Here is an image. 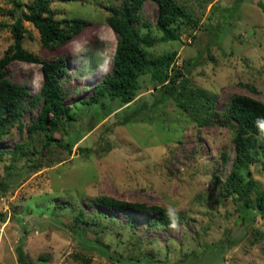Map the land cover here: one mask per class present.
Here are the masks:
<instances>
[{
  "label": "rangeland",
  "instance_id": "rangeland-1",
  "mask_svg": "<svg viewBox=\"0 0 264 264\" xmlns=\"http://www.w3.org/2000/svg\"><path fill=\"white\" fill-rule=\"evenodd\" d=\"M176 2L190 24L176 20L178 38L145 48L147 56L174 52L168 73L177 81L187 77L188 88L202 90L218 113L237 94L264 105V18L256 5L264 0ZM119 3L48 0L55 18L89 21L51 48L41 47L35 28L22 21L26 50L37 59H64L59 82L73 120L53 131L63 148H43L41 133L26 132L39 104L25 108L0 134V264H20L18 249L28 264H145L146 257L175 264L185 254L196 263L189 256L184 264H208L216 252L213 264H264V207L261 213L251 209L246 234L235 241L228 230L242 198L217 195L233 157L230 130L197 126L148 74L138 78L127 103L108 96L91 105L79 102L109 68L117 36L104 17L108 6ZM11 7V0H0V56L11 42ZM138 13L140 32L158 37L152 26H139L153 24L156 4L143 0ZM6 75L29 95L41 82L36 63L12 61ZM253 137L258 159L240 170L251 201L264 189V149ZM102 197L127 208L106 207ZM158 207L168 210V222L160 220ZM95 241L106 246L110 259L96 250Z\"/></svg>",
  "mask_w": 264,
  "mask_h": 264
},
{
  "label": "trees",
  "instance_id": "trees-1",
  "mask_svg": "<svg viewBox=\"0 0 264 264\" xmlns=\"http://www.w3.org/2000/svg\"><path fill=\"white\" fill-rule=\"evenodd\" d=\"M142 1L120 0L117 6L107 7V14L104 17L105 24L117 36L110 65L92 86L87 97L82 98L79 102L91 105L95 104L100 97L108 96L117 99L120 103H127L135 95L138 78L148 74L152 80L159 84L163 94L168 95L175 106L189 115L197 126L213 123L230 130L233 157L229 170L218 187L217 195L221 199L242 198L241 210L228 230L230 233L228 235L232 240L241 239L246 234V225L248 224L246 215L250 213L251 209L261 213L264 207V189L253 195L252 201L249 200V197L246 196L249 190L243 186L240 174L241 169L248 167L258 159L259 148L255 146L254 135L260 138L264 149V105L249 96L237 94L232 95L222 111L218 113L213 109L210 97L205 95L202 90L188 88L187 77L177 81L168 73L167 69L175 61L174 52L148 57L145 48L158 42L177 39L178 35L172 24L178 19L190 24L191 18L176 0H152L156 4L155 21L151 25L147 22H140L139 26H152L160 34L158 37H153L147 32L141 33L138 28V11ZM11 4L10 14L13 19L8 25L11 42L0 56V134L7 125L18 119L25 108L39 104L36 115L25 126L26 132L28 134L41 133L43 148H47L51 144L63 148V145L54 138L53 131L57 126L62 128L65 123L73 120L67 105L64 104L65 94L59 82L66 72L65 62L61 57L37 59L26 50L22 46L24 33L22 21L30 23L35 28L38 33L39 45L47 48L58 46L72 39L89 21L82 17L55 18L48 7V0H30L29 2L11 0ZM256 5L264 18V5L261 2H256ZM2 26L3 23L0 22V28ZM12 61L39 65L41 82L36 93L29 95L23 86L7 79L6 67ZM176 81L178 84L175 83ZM238 84L253 90V87L247 83L238 82ZM10 168H12L10 165L6 167L5 178L8 177ZM250 181L247 180L248 183ZM99 202L109 208H127V203L112 198L102 197L99 198ZM156 211L163 223L169 221L166 220L169 218L167 209L158 207ZM80 215L79 211L74 217V221H78ZM94 243L96 250L110 259V255L106 253V246L97 241ZM209 247L205 249H209ZM217 254L218 252H216L215 260ZM189 256L193 255L185 254L175 264H184ZM190 259L196 263L194 256ZM17 260L20 264H28L20 249L17 252ZM215 260L208 264H213ZM146 261L145 264H159L158 260L151 257H146Z\"/></svg>",
  "mask_w": 264,
  "mask_h": 264
},
{
  "label": "bare ground",
  "instance_id": "bare-ground-1",
  "mask_svg": "<svg viewBox=\"0 0 264 264\" xmlns=\"http://www.w3.org/2000/svg\"><path fill=\"white\" fill-rule=\"evenodd\" d=\"M100 70H104L102 66L100 67Z\"/></svg>",
  "mask_w": 264,
  "mask_h": 264
}]
</instances>
